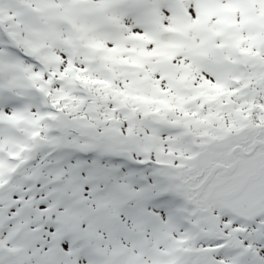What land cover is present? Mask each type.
Here are the masks:
<instances>
[{"label": "snow or ice", "instance_id": "1", "mask_svg": "<svg viewBox=\"0 0 264 264\" xmlns=\"http://www.w3.org/2000/svg\"><path fill=\"white\" fill-rule=\"evenodd\" d=\"M0 264H264V0H0Z\"/></svg>", "mask_w": 264, "mask_h": 264}]
</instances>
